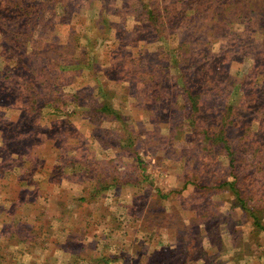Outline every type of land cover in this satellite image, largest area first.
I'll list each match as a JSON object with an SVG mask.
<instances>
[{
    "label": "rangeland",
    "instance_id": "374dc122",
    "mask_svg": "<svg viewBox=\"0 0 264 264\" xmlns=\"http://www.w3.org/2000/svg\"><path fill=\"white\" fill-rule=\"evenodd\" d=\"M0 264H264V0H0Z\"/></svg>",
    "mask_w": 264,
    "mask_h": 264
},
{
    "label": "trees",
    "instance_id": "16d2710c",
    "mask_svg": "<svg viewBox=\"0 0 264 264\" xmlns=\"http://www.w3.org/2000/svg\"><path fill=\"white\" fill-rule=\"evenodd\" d=\"M56 161L53 163V165L51 166V168L48 170L49 171V175H61L62 173H64V174H66V175H68V176H72V174H75V176L77 175V174H79L80 173V167H81V169H83V170H86L85 169V167L87 168V169H89V171L87 170L85 173H84V175H86V176H90V174L91 175H93V177H95V173L93 172V171H91L90 169H92L90 166H88V164L87 163H83V162H85V161H83V160H80V159H74V161H73V165H71V167H70V169L68 170V165H65V166H60V165H57V163L58 162H60V160H58L57 158L55 159ZM80 165V167H78ZM41 168H45L44 166H42ZM70 170H72L73 172H72V174H71V172H70ZM69 173V174H68ZM63 174V175H64ZM80 175V174H79ZM92 177V176H91Z\"/></svg>",
    "mask_w": 264,
    "mask_h": 264
}]
</instances>
